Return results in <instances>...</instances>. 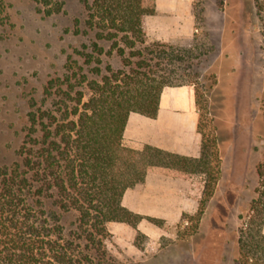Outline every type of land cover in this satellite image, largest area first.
<instances>
[{"label": "trees", "instance_id": "trees-1", "mask_svg": "<svg viewBox=\"0 0 264 264\" xmlns=\"http://www.w3.org/2000/svg\"><path fill=\"white\" fill-rule=\"evenodd\" d=\"M82 2L87 28L74 33L92 36L71 49L43 99H29L17 159L0 166V264H103L108 223L136 227L143 219L122 199L150 169L209 171L204 142L199 159L123 143L131 113L156 118L164 88L195 83L192 62L206 55L203 46L149 42L146 22L155 9L145 0ZM42 3L53 5L47 15L62 10ZM255 7L264 37V0ZM114 53L122 59L116 70L106 60ZM196 98L199 107L197 89ZM256 170V196L240 216L237 264H264V157Z\"/></svg>", "mask_w": 264, "mask_h": 264}, {"label": "rangeland", "instance_id": "rangeland-1", "mask_svg": "<svg viewBox=\"0 0 264 264\" xmlns=\"http://www.w3.org/2000/svg\"><path fill=\"white\" fill-rule=\"evenodd\" d=\"M51 3H61L62 10L47 15L53 5L42 0H0V166L17 159L29 99L41 101L47 82L63 75L71 49L92 36L74 33L87 28L82 0ZM221 4L198 0V32L171 42L183 49L196 42L206 52L192 62L197 77L191 85L198 91L199 130L209 147L210 167L207 173H177L192 181L194 190L203 191L200 204L190 205L178 221L142 216L146 224L161 229L154 242L137 232L128 244L108 229L103 264H237L240 216L256 196V167L264 157V37L255 0H247L241 19L237 9L225 13L229 10ZM238 20L260 32L243 31ZM107 58L115 70L122 66L115 53ZM251 59L255 65L246 64ZM169 68L178 69L179 64ZM182 68L187 70V65ZM132 245L136 249L130 250Z\"/></svg>", "mask_w": 264, "mask_h": 264}, {"label": "crops", "instance_id": "crops-1", "mask_svg": "<svg viewBox=\"0 0 264 264\" xmlns=\"http://www.w3.org/2000/svg\"><path fill=\"white\" fill-rule=\"evenodd\" d=\"M145 1L155 9V14L149 16L146 22L149 42L189 39L198 32V16L195 9L198 0ZM219 2H222V7L229 10H225V13L231 14L237 9L238 19H241L247 0H219ZM222 7L217 8L222 11ZM237 22L238 26L241 24L240 29L243 28V31L249 34L257 35L260 32L259 28L251 27V24L243 27L244 23L239 20ZM251 48L255 50L256 43L252 42ZM237 60L238 63H243L241 58ZM246 64L255 65L254 59H251V62L247 61ZM123 143L126 147L135 150H143L146 146H151L168 153L199 159L203 136L199 130V107L194 86L164 88L156 118L131 113L124 131ZM177 173L162 167L150 169L142 184L125 192L122 199L123 206L135 214L148 218L164 217L165 220L178 221L183 213L190 211V205L200 204L199 198L203 191L194 190L192 181ZM164 205L169 206L164 208ZM108 229L128 244L134 243L137 232H143L151 242L156 241L161 232V229L146 224L145 220L136 227L111 222L108 223ZM133 248L136 249V246L132 245L130 250Z\"/></svg>", "mask_w": 264, "mask_h": 264}]
</instances>
